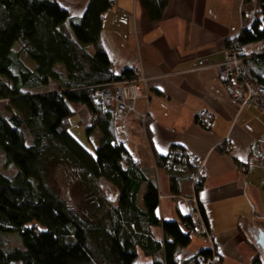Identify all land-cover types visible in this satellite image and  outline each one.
Masks as SVG:
<instances>
[{
  "label": "trees",
  "instance_id": "1",
  "mask_svg": "<svg viewBox=\"0 0 264 264\" xmlns=\"http://www.w3.org/2000/svg\"><path fill=\"white\" fill-rule=\"evenodd\" d=\"M139 1L153 23L169 3ZM252 1L256 19L232 43L248 47L244 73L264 85L263 52L250 53L264 42V0H244ZM113 5L90 0L82 18L72 20L56 0H0V101L9 103L8 115L0 113V151L15 170L0 173V264H181V252L191 243L189 220H159L156 185L126 141L116 139L115 113L94 103L97 88L140 77L134 68L114 75L102 47L103 18ZM82 108L91 117L87 137L94 130L101 135L94 154L70 133V118ZM56 168L77 186L76 211L51 186ZM156 228L163 240L154 237ZM257 252L254 264H262V248ZM208 254L204 250L183 264H200L199 256Z\"/></svg>",
  "mask_w": 264,
  "mask_h": 264
},
{
  "label": "crops",
  "instance_id": "2",
  "mask_svg": "<svg viewBox=\"0 0 264 264\" xmlns=\"http://www.w3.org/2000/svg\"><path fill=\"white\" fill-rule=\"evenodd\" d=\"M56 1L70 19L80 20L90 0ZM113 1L103 18L101 44L114 75L134 68L145 79L147 99L137 100V114L128 118L125 147L157 187L159 220L179 221L185 206L171 196L192 195L186 175L161 164L170 150L180 149L205 163L198 199L223 263L254 264L264 240V165L258 162L264 155V111L233 105L215 67L255 21V1L169 0L156 23L139 0ZM259 45L264 55V42ZM202 111L213 115L207 126L198 122ZM74 118L75 127H92L85 108ZM89 138L96 149L100 133L94 130ZM220 143L223 149L217 148ZM153 234L163 240L161 228ZM204 250L203 242L192 238L180 263Z\"/></svg>",
  "mask_w": 264,
  "mask_h": 264
},
{
  "label": "built area",
  "instance_id": "3",
  "mask_svg": "<svg viewBox=\"0 0 264 264\" xmlns=\"http://www.w3.org/2000/svg\"><path fill=\"white\" fill-rule=\"evenodd\" d=\"M256 52H262L260 45L256 48ZM248 55L249 49L247 46L237 43L230 44L226 59L215 67L216 74L233 105L240 108L251 106L264 111V85L251 83L244 73V60L248 58ZM144 86L145 79L140 76L132 82L110 84L97 88L94 103L98 107L108 110L114 102L118 101L115 112L117 122L115 136L118 141H127L130 138L127 120L131 115L137 114L136 101L147 99ZM139 118L145 121L146 115L141 114ZM212 119L213 115L205 111L198 114V122L204 126H207ZM217 148L223 149L224 145L220 143ZM166 158V169L186 173L192 189V195L188 197L172 196V199L176 201L177 205L185 206L183 216L191 223L188 236L200 239L205 246V250L209 252L208 255L199 256V263L221 264L215 235L203 221L198 199V191L206 177L204 161L195 159L176 148L169 151ZM258 162L264 165V155L259 157Z\"/></svg>",
  "mask_w": 264,
  "mask_h": 264
},
{
  "label": "rangeland",
  "instance_id": "4",
  "mask_svg": "<svg viewBox=\"0 0 264 264\" xmlns=\"http://www.w3.org/2000/svg\"><path fill=\"white\" fill-rule=\"evenodd\" d=\"M53 88L55 89V86H50L48 88V90H52ZM44 91H46V90H42L41 92H44ZM117 102H114L112 107L109 108L108 110H111L115 113L116 107H117ZM8 106H9L8 102L0 101V113L7 116L8 113L6 110H7ZM74 117H75V115L70 118V123L72 126V128H70L71 135L89 153L94 154L95 153V148H94L95 142H94V140L87 137L84 128H80L78 126L75 127L78 124V121ZM27 141L29 142L30 138L27 137ZM126 146L130 149V144L128 142H127ZM205 171H206V167H205ZM0 173L4 174L6 176H11L15 173V170L13 169V167L11 165L6 164L1 151H0ZM205 174H206V172H205ZM49 181H50L51 186L53 187L54 191L57 193V195L61 199H63L73 211H76L79 207V203L81 202V197L79 195L77 186L73 182V178L69 174H67L65 172V170H63V168H56L52 171ZM144 192H145V190H143L138 197V204L140 207L143 206ZM173 196H176V195H173ZM171 198H172V196H171ZM180 217L186 219L183 216V211L180 212ZM9 240H10L12 245H13V243H15L14 237H10Z\"/></svg>",
  "mask_w": 264,
  "mask_h": 264
},
{
  "label": "water",
  "instance_id": "5",
  "mask_svg": "<svg viewBox=\"0 0 264 264\" xmlns=\"http://www.w3.org/2000/svg\"><path fill=\"white\" fill-rule=\"evenodd\" d=\"M263 238H264V236H263ZM258 244L260 245V248H262L261 260H262V264H264V240H263V242H259Z\"/></svg>",
  "mask_w": 264,
  "mask_h": 264
},
{
  "label": "flooded vegetation",
  "instance_id": "6",
  "mask_svg": "<svg viewBox=\"0 0 264 264\" xmlns=\"http://www.w3.org/2000/svg\"><path fill=\"white\" fill-rule=\"evenodd\" d=\"M261 242V241H260Z\"/></svg>",
  "mask_w": 264,
  "mask_h": 264
}]
</instances>
